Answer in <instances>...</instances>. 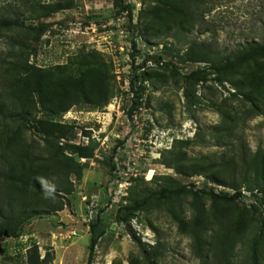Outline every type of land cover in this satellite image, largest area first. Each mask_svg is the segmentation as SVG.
Listing matches in <instances>:
<instances>
[{
	"label": "rangeland",
	"instance_id": "obj_1",
	"mask_svg": "<svg viewBox=\"0 0 264 264\" xmlns=\"http://www.w3.org/2000/svg\"><path fill=\"white\" fill-rule=\"evenodd\" d=\"M122 1L134 7L132 30L127 28L125 14H117L113 0H0V21L12 23L11 29L0 32V100L6 99L2 85L13 75L9 72L19 61L17 42L26 39L24 29L29 27L46 28L36 45L28 39L29 45L36 48L30 64L47 71L59 66L75 70L77 66L73 62L96 55L115 88V94L104 107L75 105L62 115H52L39 108L35 113L40 121L72 128L67 135L58 133L55 145L60 147L77 140L81 131L88 135L86 129H93L100 138L109 137V142L105 148L91 142L94 154L102 153L103 160L95 167L85 165L82 180L74 175L70 177L74 193L63 200V211L32 219L19 238L0 240V264H26L28 250L34 246L39 247L41 256L49 252L56 258L57 248L53 246L56 241L73 244L64 264H89L90 225L97 218L102 221L106 234L96 246L90 264H223L224 257L227 264H251L257 239L260 264H264V205L261 204L264 194L258 189L254 191L259 193L256 197L234 203L214 201L208 196L196 203L190 196L153 202L132 219L152 237V244L145 243L132 226L118 223V206L112 209L108 206V188L114 179L110 164L118 149L124 151L125 170L120 180L127 183L122 206L158 191L168 183V178L181 185L195 183L199 189L208 190L205 176L186 177L174 166L167 165L169 161H177L180 152L187 154L184 163L178 162L182 167L192 169L202 161L226 164L228 169L231 167L237 172L239 184L243 182L242 152L264 159V106L257 108L242 96L231 99L230 93H236L237 89L231 81L218 82L213 70V66L246 45L264 43V0H194L195 9L200 13L195 28L159 37L151 29V16L146 15L150 0ZM29 2L60 3L64 9L49 18L32 20ZM17 21L24 28L17 27ZM193 43L199 49L191 55L204 57V53L209 52L211 62H194L187 57ZM133 60L136 65L144 64L138 72L145 74L140 99L130 86ZM205 67L210 68L211 74L207 82L197 86L195 103L191 105L185 96L183 77ZM254 68L252 63L241 69L236 67L230 75H248ZM6 105L9 107L0 115V153L3 154L5 148L12 151L22 146L32 152L33 158L45 162L53 155V150L47 146L43 135L22 128L14 118L17 109L9 101ZM225 117L237 120L238 137L242 142L218 139V129ZM183 141H191V144L186 147L177 144ZM89 171L102 175L98 179H103L96 182L90 178L88 193L84 187ZM253 174L250 176L252 185L256 183ZM242 189L252 192L247 186ZM93 193L102 200L97 201L96 196L90 195ZM53 195L45 197L57 201ZM84 196L95 205L89 224L85 222L89 213L82 202ZM195 204L203 210L202 214L193 206ZM242 220L247 221V228L241 233L238 227ZM201 221L203 229L198 230L196 226L201 225ZM229 222L235 224L227 234ZM78 224L87 234L82 239L77 237L79 234H68ZM198 237L200 244H197Z\"/></svg>",
	"mask_w": 264,
	"mask_h": 264
},
{
	"label": "trees",
	"instance_id": "obj_2",
	"mask_svg": "<svg viewBox=\"0 0 264 264\" xmlns=\"http://www.w3.org/2000/svg\"><path fill=\"white\" fill-rule=\"evenodd\" d=\"M150 2L151 6L146 15L147 17L150 15L153 20L151 29L156 37L167 36L173 32L192 31L200 17V13L195 9L194 0H150ZM113 4L118 15H126L127 28L132 30L134 7L125 4L122 0H113ZM28 7L32 20L49 18L64 9L60 3L42 5L29 2ZM7 21H0V32L12 28V23L7 24ZM15 25L24 28V25L19 24L18 21L15 22ZM24 30H26V39L17 42L19 61L17 64H13V70L9 72L13 74V77H7L4 86L2 85V94L6 99L0 100V115L9 107L6 105L9 101L13 108L17 109L14 118L20 122L21 127L42 134L47 146L53 150V155L44 162L42 159L33 158L32 152L22 146H18L12 151L10 148H5L4 153H0V240L5 237L19 238L23 236L24 227L32 219L63 211L65 207L63 200L74 193V184L70 182V177L74 175L80 181L86 171L84 165L80 164L79 158L94 156V147L92 146L81 147L67 144L60 147L58 144L55 145V140L59 139L58 133L60 136L67 135L72 131V128L59 123L38 120L35 116L38 109L52 115H62L75 105L99 108L106 106L115 94L114 85L109 82L102 68V62L96 55L86 56L79 62H73L77 66L75 70L59 66L47 71L30 64L29 59L33 54H36V48L34 45H29L28 39L36 45L46 32V28L29 27ZM133 47L136 52V45L134 44ZM195 49H199V47L193 43L187 52V57L190 60L211 62L209 52L204 53V57L192 56ZM263 60L264 43L246 45L234 55L227 57L224 62L213 66V70L218 75L216 80L221 84H224L225 81L232 82L237 92L230 93L231 99L242 96L257 108L264 106ZM251 63L255 68L250 74H242L241 77L237 74L230 75L231 70L236 67L241 69ZM143 68L144 64L136 65L133 60L131 66L133 76L130 79V86L137 99L141 98L142 83L145 80V74L138 73ZM209 69L205 67L183 77L185 96L191 105L195 103L197 86L208 81L211 74ZM234 76L237 79H234ZM218 130L219 140L221 138L224 141L230 140V142L241 140L238 137V122L235 118L225 117L224 124ZM177 144L186 147L191 144V141ZM67 152L72 157L68 156ZM178 155L177 161H167V165L174 166L179 174L186 177L202 175L205 176L203 178L207 182L227 187L236 193L216 194L214 189L208 187V190L199 189L195 184L181 185L175 179L168 178V183H165L166 185L158 191L145 198L134 200L126 206H121L117 214L118 223L129 225L138 212L148 209L153 202H166L182 196L192 197L195 203L207 196L214 201L234 203L242 199L241 190L244 186H247L252 192L258 189L264 194V159H260L259 155L253 156L246 151L242 152L241 166L244 171L241 175L243 182L240 184L237 182V172L231 170V167L228 169L226 164L202 161L192 169H187L180 165L187 160V154L180 152ZM110 167V173L113 174L115 170L113 163L110 164ZM252 173H254L253 181H256L253 185L250 177ZM48 194H54L55 200H60L54 201L51 197H45ZM261 204L264 205V200ZM193 206H196L201 214L203 213L198 205ZM203 224L204 222L201 221V225L198 224L196 228L203 229ZM234 224V222H229L227 234L231 232ZM180 225L184 227L183 222H180ZM246 228L247 221L242 220L238 227L239 232L242 233ZM89 233L88 263L90 264L96 246L106 234L100 218L90 225ZM196 240L197 244L201 243L200 237ZM258 245L257 239L250 257L251 264H260ZM54 259V254L49 252L42 259L38 246L28 250L27 264H52ZM223 262V264L228 263L226 257ZM150 264L155 263L151 262Z\"/></svg>",
	"mask_w": 264,
	"mask_h": 264
},
{
	"label": "built area",
	"instance_id": "obj_3",
	"mask_svg": "<svg viewBox=\"0 0 264 264\" xmlns=\"http://www.w3.org/2000/svg\"><path fill=\"white\" fill-rule=\"evenodd\" d=\"M135 64H136V61H135ZM138 65H140V64H138ZM217 87H218V85H217ZM86 131L89 132L88 135L87 134L83 135V133L81 131L78 134L77 140H73L71 142H66V143L71 144V145H75V146H81V147H90L92 141L97 142L99 145H101L102 148H105L108 145L109 137H104V138L101 137L100 138L94 134L95 131H93V129H86ZM123 153H124V151L118 149L117 153L113 157V165L115 166V170L113 173L114 179L108 188V194L110 196V202H109L108 206L110 207V209L114 208L115 206H118L120 208L122 205H124L122 203L123 202L122 198L126 195V191H127V185L126 184L127 183H126V181L122 182V180H120L121 174L125 170V169L123 170L124 163L122 162ZM67 155L72 157V155L69 154L68 152H67ZM99 160H101V161L103 160V154L98 152V151L95 152V154L92 158H84V157L79 158V162L81 165H84V166L88 165L89 167H95ZM205 184L207 185L208 188L214 189L216 194H220L222 192H229V193H233V194L236 193V191H234L232 189H228V188L221 186V185H216L212 182H207ZM195 185L197 188H199V186L197 184H195ZM241 193H242V199L243 198H249L250 199V198H253L256 194H259L257 192H254V193L249 192L246 189H242ZM82 202L85 205H87V210H88L89 214L87 215V220H85V222L87 224H89L93 220L92 215L94 213L95 205H94V202L89 200L86 196H84L82 198ZM127 226L128 227L132 226L133 229L137 232L138 236H142V240L145 243L152 244V237L148 233H144L142 231V229L139 227V224L137 223L136 219L132 221V224L127 225Z\"/></svg>",
	"mask_w": 264,
	"mask_h": 264
},
{
	"label": "crops",
	"instance_id": "obj_4",
	"mask_svg": "<svg viewBox=\"0 0 264 264\" xmlns=\"http://www.w3.org/2000/svg\"><path fill=\"white\" fill-rule=\"evenodd\" d=\"M93 172L89 171V173L86 175V178H85V189H87L88 193L90 192L91 190V185L89 184V179L92 178L93 181H96V182H101L103 178L101 179H98V176L102 177V175L100 174H91ZM93 185V184H92ZM96 186V185H94ZM92 197H95L96 195L93 193V194H90ZM98 199L97 201L99 200H102L100 199V197L96 196ZM73 221L72 219H68V221ZM80 224H78L77 226H74L72 227L71 231L68 232V234H71L73 236H75L76 234H79V239H82L85 235H87L83 229H81V226ZM75 234V235H74ZM58 235H62V234H58ZM53 246H55V248H57V251H56V258L54 260V264H64V261H65V258L68 254V251L71 250V248L73 247V244L71 245H64L62 242H55L53 244ZM30 249V248H29ZM43 258V256H42ZM26 264H27V261H26Z\"/></svg>",
	"mask_w": 264,
	"mask_h": 264
},
{
	"label": "bare ground",
	"instance_id": "obj_5",
	"mask_svg": "<svg viewBox=\"0 0 264 264\" xmlns=\"http://www.w3.org/2000/svg\"><path fill=\"white\" fill-rule=\"evenodd\" d=\"M153 175V172H150V176H152Z\"/></svg>",
	"mask_w": 264,
	"mask_h": 264
},
{
	"label": "water",
	"instance_id": "obj_6",
	"mask_svg": "<svg viewBox=\"0 0 264 264\" xmlns=\"http://www.w3.org/2000/svg\"><path fill=\"white\" fill-rule=\"evenodd\" d=\"M130 228V227H129ZM136 239V237H134Z\"/></svg>",
	"mask_w": 264,
	"mask_h": 264
},
{
	"label": "clouds",
	"instance_id": "obj_7",
	"mask_svg": "<svg viewBox=\"0 0 264 264\" xmlns=\"http://www.w3.org/2000/svg\"><path fill=\"white\" fill-rule=\"evenodd\" d=\"M43 259V258H42Z\"/></svg>",
	"mask_w": 264,
	"mask_h": 264
}]
</instances>
